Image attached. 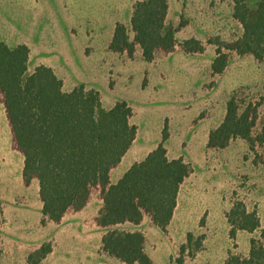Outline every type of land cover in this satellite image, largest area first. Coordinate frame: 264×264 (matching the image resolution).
Masks as SVG:
<instances>
[{"label": "rangeland", "instance_id": "obj_1", "mask_svg": "<svg viewBox=\"0 0 264 264\" xmlns=\"http://www.w3.org/2000/svg\"><path fill=\"white\" fill-rule=\"evenodd\" d=\"M198 1L170 0L171 19L188 23L185 32L175 36L178 47L179 40L200 38L204 52L156 54L147 63L137 55L138 46L133 59L108 48L117 24L127 28L132 40L130 19L137 0H0V41L10 49L25 45L31 54L29 68L37 59L61 70L68 87L75 84L96 91L104 110L119 102L131 108L136 136L120 169L161 144L169 160L182 159L189 166L168 234L157 232L160 241L155 251L147 246L154 264H183L170 241L187 242L188 236L189 254L196 256L185 264H225L227 251L228 256L249 254L250 240L258 239L259 231L250 236L237 231L231 238L226 215L236 202L255 211L260 225L264 223V143L254 141L264 136V61L226 49L243 31L233 16L229 19L224 6L213 5V17L219 22L201 27L200 13L206 10ZM257 1L249 0V6ZM165 25L181 31L171 23ZM217 47L226 55L227 66L215 76L211 66ZM230 100L240 111L248 106L255 110L253 141L236 138L225 149H210L209 134L222 123ZM6 127L5 116L0 115V190L16 196L21 191L23 157ZM32 221L30 217L28 226ZM29 234L34 233L24 228L10 237L14 247L8 248L0 264L21 262L24 253L16 243L26 245Z\"/></svg>", "mask_w": 264, "mask_h": 264}, {"label": "trees", "instance_id": "obj_2", "mask_svg": "<svg viewBox=\"0 0 264 264\" xmlns=\"http://www.w3.org/2000/svg\"><path fill=\"white\" fill-rule=\"evenodd\" d=\"M233 18L240 24L242 37L226 46L238 55H251L264 61V0L254 7L249 0H231ZM167 0L136 2L130 19L131 40L123 25L115 26L109 51L126 54L133 59L139 47L145 62L151 63L156 51L172 53L176 47V29L167 28ZM186 54H201L203 45L194 39L181 44ZM211 66L215 76L227 66V57L217 47ZM29 49L18 45L10 49L0 41V94L17 150L23 156L22 177L26 184L36 180L42 202V224L46 220L59 223L69 209H82L95 187L101 188L103 208L97 223L113 228L130 223L138 225L144 215L165 231L176 206L180 185L190 169L182 159L169 160L163 144L141 162L135 163L111 185L110 171L122 160L135 140L136 127L131 123L132 111L125 102L110 110L101 107L96 91L82 86L70 93L62 90V82L53 71L39 66L27 72ZM255 110L240 109L234 100L227 104L220 126L209 134L207 147L222 150L233 139L252 142ZM166 135L164 136V140ZM256 143L263 144L264 136ZM233 239L237 231L259 238L250 240L247 257L229 255L225 264H264V227L258 214L249 212L242 202H236L226 215ZM188 236L187 243L190 244ZM140 233L108 231L102 240V250L125 264H151L143 251ZM185 247L181 248L184 251ZM51 251L41 247L28 256V264H39Z\"/></svg>", "mask_w": 264, "mask_h": 264}, {"label": "crops", "instance_id": "obj_3", "mask_svg": "<svg viewBox=\"0 0 264 264\" xmlns=\"http://www.w3.org/2000/svg\"><path fill=\"white\" fill-rule=\"evenodd\" d=\"M139 1L142 0H137V2ZM196 4H198L201 8L205 7L206 10V12H202L201 10L200 13V17L202 19L201 27L204 26L206 28H209L211 26H214V22L220 21V18L217 19L213 17L214 4H219L220 6H224V8L227 9V12L230 16L229 19H232L233 6L231 0H225L222 2L220 0H212L211 2H209V0H199ZM167 8L168 9L165 19V24L171 23L173 27L181 29V31L179 32L177 30L176 32L177 35L180 32L184 33L186 27L188 26V23L185 22L184 25L183 24L181 25V24H177L176 22L177 20L171 19L170 0H167ZM131 35L133 39V34L131 33ZM192 39L199 41L200 43L203 40L200 38L198 39L192 38ZM183 42H185V40L182 41L179 40L180 46ZM176 46L177 47H175L174 52L165 53L159 50L155 52L154 57L156 54L171 55L175 52H183L181 50V47L180 46L178 47L177 43ZM30 55L31 54L29 52L28 62H27V72L29 74L32 73L35 70V68L39 66H44L51 69L54 75L56 76V78L62 82L63 92L70 93L74 89L78 88L77 87L78 85L76 86L75 84H70V86L68 87L69 84H67L66 82L68 80H66V77L63 74L64 72H62L61 70H57V68L55 67L48 66L47 64H43V62H41L40 60L36 59L35 64L31 68H29L28 63H30L31 60ZM137 55H140L142 57L141 50L137 52ZM188 55H200V54H188ZM3 114L7 122L6 128L7 130H9L10 125L6 116V111L2 99V101H0V115L3 116ZM130 148L122 158L121 162L110 171L109 181L111 185L117 184L118 181L124 176V174L130 169V167L133 164L141 162L150 153L148 151L146 154H144V156H142V158L139 159L134 157L133 159H138V160H134L132 164H129L126 168L120 169L126 155L130 152ZM170 160L173 159L170 158ZM23 161H22V166L20 168L21 180L18 182V186L21 191L16 192V196H12V194L9 195L7 192H4V190H0V207L2 209V211H0V260H4L6 258V254L8 253V248L14 247V244L12 245L11 241L9 240L10 237L13 236L14 233L24 228L31 230L34 234L32 235L29 234L25 236V240L27 242L26 245H21L19 243H16L17 249L23 250L24 253V255L21 257V262L19 264H28L27 263L28 256L37 252L43 245L50 246L51 251L45 256V258L41 260L39 264H125L122 261L109 256V254L105 253L102 250V240L108 231L118 230L127 233H140L144 238L143 251L147 257H148V254L146 252L147 246L149 245L148 247L153 251H155L157 247V243L160 241L157 238L159 236L157 235L158 234L157 232L159 231L168 234L169 225L165 231H162L153 224L151 216L149 215H144L142 221L138 225L125 223V224L117 225L113 228H102L101 226H99V224L97 223V218L99 216V212L103 208L101 188L99 187H95L91 190L88 200L82 209L78 211L73 209L67 210V212L64 214V216L62 217L59 223H54L46 220L45 223L42 224V220H43V216L41 213L42 202L39 196V185L36 180H32L29 184H26L24 182L22 177ZM183 184L180 186V189H182ZM30 188L32 191H31V196L29 197L28 192ZM180 189L179 192L181 191ZM30 217L33 219V221L31 225L28 226L26 222ZM171 221L169 224H171ZM10 225L13 227V229L10 228ZM263 227H264V223H261V228ZM153 236H155L154 238L156 239L153 240L152 239ZM170 243L174 248L175 254H179V256L182 257L181 261H183V264H185L186 261L192 260L196 256L195 254V256L192 257L189 254L190 249L188 248V243L185 240H182L179 244H175L172 240L170 241ZM182 247H185L184 251H181ZM228 254L229 251H227V255H226L227 257ZM243 256L247 257L248 254H243ZM148 258L151 261V263L154 264L152 262L153 258L151 256H149Z\"/></svg>", "mask_w": 264, "mask_h": 264}]
</instances>
